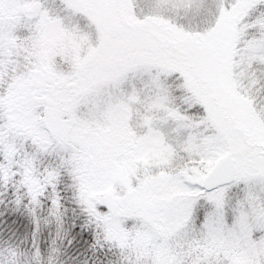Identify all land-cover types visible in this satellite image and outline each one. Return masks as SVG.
I'll return each mask as SVG.
<instances>
[{"label": "snow or ice", "instance_id": "obj_1", "mask_svg": "<svg viewBox=\"0 0 264 264\" xmlns=\"http://www.w3.org/2000/svg\"><path fill=\"white\" fill-rule=\"evenodd\" d=\"M0 264H264V0H0Z\"/></svg>", "mask_w": 264, "mask_h": 264}]
</instances>
